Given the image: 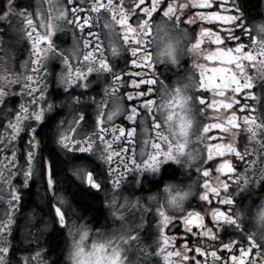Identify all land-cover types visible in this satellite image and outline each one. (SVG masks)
Returning <instances> with one entry per match:
<instances>
[{
	"label": "snow or ice",
	"instance_id": "1",
	"mask_svg": "<svg viewBox=\"0 0 264 264\" xmlns=\"http://www.w3.org/2000/svg\"><path fill=\"white\" fill-rule=\"evenodd\" d=\"M229 3L231 0H192V6H189L176 5L174 0H87V2L86 0H68V7H65L62 3L57 4L56 0H47L46 8L41 5L39 8L29 11L24 6L23 0H6L5 7L0 8V22H3L10 30L22 33L31 42L30 56L34 57L31 63L33 71L37 75L35 79L31 75L24 77L25 83L21 87L19 95L27 97V104L20 103L18 105V108L12 113L13 118L4 126L5 132L8 134H0V144L3 145L0 147V153L11 152L10 157L0 158V181L10 186L12 177L17 174V171L23 177L21 188H10L8 193L9 209L4 214L6 219L0 220V264H11L7 259V254L10 251V241L7 236L10 234L13 223L12 213L18 210L23 199L22 193L27 190L29 182L37 172L44 177L46 189L52 193L48 198L52 222L59 227L60 231H66L67 236L71 237L72 264H85L86 256L91 257L99 254H103L107 264H126L125 251L138 241L139 237L130 234L133 230L131 227L126 233L127 238L125 235L105 238L104 234L97 232L95 235L100 236L101 241H93L90 247L87 246L89 231L86 225L77 223L83 219V216L59 190V180L56 177L61 153L66 169L69 165L75 169L74 173L66 172V175H70L74 181H79L96 190H101L105 186L100 182V177L104 173L95 168L89 170L88 167L78 166L77 162L84 157L92 159L98 153L99 158L108 164V182L112 188H119L122 176L128 171L129 163L135 170L159 171L161 164L175 160L177 155H185L186 159L182 164L184 169H190L194 162L201 165L195 169L197 176L203 181L199 201L204 203L199 204V207H210L213 202L210 196L216 198L215 202L218 205L234 207L228 208L227 211L221 210L220 207H212L210 215L213 227H208L205 224V215L195 209L182 214L175 222L182 223L189 238L196 241H199L200 238H210L218 244L219 250L228 253L226 257L222 258L218 255L217 250L211 251L210 255L214 264H264V235L245 232L244 224L234 212V209L239 205H235L233 196L228 192L233 177L237 189L241 187V184L247 186L254 181L244 173L237 174V168L233 165L232 160L225 158L230 154L238 157L240 161H245L246 156H254L256 151H250L245 145L242 152L232 142H209L213 139H221V137L210 135L211 130L229 133L235 129L246 132L250 142H256L260 148L264 149V122L257 124V116L245 115L242 128L240 118L233 108L234 105H237L240 110L246 111L248 105L240 104L235 95L231 100L225 98V93L231 91L233 94L243 93V99H255L251 91L255 87L253 78L244 71V68L247 64L254 70L253 50L258 43L256 36H249V50L245 51L246 45L240 42L241 38L233 31L235 28L241 34L245 32L242 24L244 15L239 6L233 5L232 8H229L227 6ZM82 4L86 6L81 7ZM193 7H199L202 10L188 16L187 24L216 22L227 24L229 27L217 28L216 31H213L212 27H200L195 42L187 48L186 52L196 57H203L206 61L218 62L222 66L208 69L205 64H196L195 67L200 70L199 79L194 82L189 94L182 93L181 89L177 87L175 94H171L167 100H164L166 85L162 80H159L156 74L155 62L158 59L154 58L152 51H149V45H152L153 39L154 14L169 19L179 27L181 17L177 15V12H183L185 8L191 12ZM214 8L217 10H213ZM102 10L113 22L117 35L119 37L122 35L123 41L132 45L129 49L131 54L129 63L133 68L140 70L127 73L123 70L119 73L113 71L112 65L105 58L99 44H97L96 54L86 52L83 57L84 66L81 67L78 63L74 69L69 56L65 55L63 50H58L53 39L55 33H63L68 26L79 28L81 31L85 26L90 28L94 23L93 17L84 15L85 11L92 12L95 15V21L98 22ZM232 12L236 14H230ZM53 15L58 16L66 26L64 29H57L55 33L48 23L49 17ZM184 15H188V13L184 12ZM69 16L72 17L71 20L68 19ZM130 18L135 20V27L129 22ZM105 27L110 26L106 25ZM221 32H224L223 36ZM93 35L89 30L88 37ZM205 40L216 45L214 50L205 53V50L201 48ZM73 42H77L75 34H73ZM226 42H234L235 46L226 47L224 46ZM89 43L88 39H83L85 48ZM260 43L262 44L260 52L264 54V42ZM110 48L114 56L121 51L118 46L110 45ZM69 51L72 52V56H76V51ZM57 57L62 60L66 69L59 74V83L66 90L65 94L70 95L72 102L78 106L83 107L84 104L79 96H71V92L77 88L87 90L90 87L89 77L93 74L97 79H100L103 73L111 75L112 85L110 88L104 89L103 98L97 103L98 115L92 126V131L87 133L81 131V128L87 124L83 113L76 114L70 121L61 120L58 123L50 122L52 121L51 115H48L47 119L45 118L46 114L51 113L54 107L47 97L49 75L45 61ZM209 72L211 74H208ZM122 77L125 79L122 80ZM16 82L11 81V83ZM122 85H126L131 91H127L124 95L118 94ZM157 85H159L158 92L156 91ZM260 87L264 88V82L260 84ZM193 89H198V91H193ZM209 92L213 97L220 98L209 100ZM8 95V92L0 88V104H5V97ZM157 95L159 103L151 98ZM124 101H127V108L124 107ZM109 102L111 110L107 112L105 121L104 109ZM42 104L47 107L41 106ZM188 105L194 106L199 116L205 115L206 109L214 112H219L221 109L231 110L225 118L217 115L213 117L216 122L204 123L200 127L196 141L204 145L202 151L186 150L189 146L187 130L191 125ZM124 112L127 115L123 118L130 125L128 129L124 126H107L115 117ZM142 113L144 117L152 119V127L156 131L151 137V143L147 140L144 142L145 149L139 153L141 161L137 163L134 158V149L133 158L130 159L127 148L121 147L119 151H116L113 145L125 138L129 141L133 140L136 128L132 125L138 118L143 119ZM156 114L159 115L160 122H157ZM261 119L264 120V117ZM45 126L50 129L49 140L55 145L50 152V158L44 157L41 139L37 135L38 131ZM143 131L146 134L149 129L144 128ZM21 133L27 137L24 150L20 153L25 165L22 170L19 167L15 147ZM109 133L111 139H106V135ZM214 157H220L221 162L216 164ZM4 160L8 161L7 165L4 164ZM117 161V167H112L111 165ZM208 162L212 163L217 173L214 181L210 179L212 168L207 166ZM247 163L249 167H252L256 161L249 160ZM220 174H226V179H221ZM253 175H255V171ZM260 178L264 179V160L261 161ZM222 193L223 198H221ZM112 204L115 206V199L112 200ZM159 216L161 218L160 240L156 241L154 253L142 252L145 264H147L148 256L153 254L162 256L164 264H201V260L196 259L195 256L189 259L190 249L187 243L183 245L182 252L168 250L175 237L165 236L163 231L165 227L174 222V218L166 215L163 207L159 209ZM73 217L76 219L73 220ZM46 226L47 222H45ZM194 228L199 231H194ZM213 228L216 231H213ZM229 229H231V236L239 237V239L229 238L227 242H224L219 238L221 230L224 234H228ZM31 246L39 248L38 238L37 242ZM191 251L201 257L209 255L202 246L194 247ZM43 253L44 249L40 248L34 255L24 257L22 264H48L42 258Z\"/></svg>",
	"mask_w": 264,
	"mask_h": 264
},
{
	"label": "flooded vegetation",
	"instance_id": "2",
	"mask_svg": "<svg viewBox=\"0 0 264 264\" xmlns=\"http://www.w3.org/2000/svg\"><path fill=\"white\" fill-rule=\"evenodd\" d=\"M44 0H23L24 6L28 8V10L32 11L34 8H39L43 5ZM87 2V0H86ZM57 4H63L65 7H68V0H56ZM176 5L185 4L192 6V0H174ZM6 0H0V8L5 7ZM233 5L239 6L240 11L244 15V19L242 24L245 28V32L241 34L238 29H233L235 34L239 36L240 42L246 45L245 51L249 50L250 41L248 39L249 36H256L255 34V21L260 18L264 17V0H259V5L256 8H250L244 0H231L227 6L232 8ZM44 6V5H43ZM85 4H82L81 7H85ZM44 7H47L44 6ZM202 9L199 7H193L191 12H188V9L185 8L183 12H177V15L181 17L180 28H182L188 37L187 48L190 47L191 44L195 42V37L199 33L200 27H212L213 31H216L217 28H227L229 25L223 23H216V22H203L200 24H187L186 21L188 16L194 15L196 12L201 11ZM217 10V9H213ZM184 12H187L188 15H184ZM230 14H236L232 12ZM84 15H89L93 17L94 23L89 28V26H85L84 30L81 31L79 28H74L72 26L66 27L63 21L58 17L53 15L49 17L48 23L52 28V31L55 33L57 29H64L63 33H55L53 36L54 42L58 48V50H63L65 55L69 56V60L73 69L79 63V66H84L83 57L86 52H93L96 54L97 44L102 47L103 53L105 58L108 59L110 65L113 67V71L119 73L123 70L125 73L128 71H138L140 69L133 68L129 61L131 59V54L129 49L131 48V44H126L123 39L122 35L119 37L117 35V31L113 26V22L109 19L107 13L103 12L100 13L99 21H95V15L90 11H85ZM160 16H156L154 14V20L157 21L160 19ZM69 20L72 19L71 16L68 17ZM130 23L133 24L135 27V20L130 18ZM215 24V26H214ZM110 27H105V26ZM94 34L92 37H88V31ZM73 34H75L77 38V42H73ZM221 35H224V32H221ZM83 39H88L90 41L87 48L84 47ZM80 42V45H79ZM111 46H118L121 51L118 52L117 55H113L111 52ZM226 47H234V42H226ZM5 47L6 49H3ZM216 45L209 43L207 40L201 45V48L205 50V53L208 51L214 50ZM69 50L76 51V56H72V52ZM149 51L153 52L154 56V49L152 45H149ZM31 52V42L24 36L22 33L12 31L8 27L5 26L3 22H0V65L5 66L6 69L9 71L10 77H7L10 81L7 84V87L4 89L6 92L9 93L7 97H5V104H0V106H7L3 115L0 114V134L7 135L8 133L5 132V125L8 123L10 119L13 118L12 113L16 110V107L22 103L18 101L16 95H11V93H15L16 90H20L21 87L24 85L25 80L24 77L31 75L35 79L37 73L33 71V65L31 60L34 57L30 56ZM255 56V64L254 70L252 67H249L247 64L245 65L244 71L252 76L253 84L255 87L251 90L255 96V99H243V93L241 94H233L231 91L225 93V98L227 100H231L233 95H235L236 100L240 101V104H247L248 108L246 111H242L239 109L237 105H234L233 110H236L237 116L240 118L241 127L243 128V117L245 115L249 116H257L256 123L259 124L264 122L261 117H264V88L260 87V84L264 82V67H258L261 62H264V54L260 52V48L256 46L253 50ZM155 58V56H154ZM47 66V72L49 75V92L47 93V97L50 103L54 104L53 110L51 113L46 114V119L48 115L56 116L54 122H59L61 120L70 121L73 117L78 113H83L85 115V119L87 124L81 128V131H91L93 130L94 121L98 115V108L97 103L100 102L104 95V89L110 88L112 85L111 75L109 73H103L100 79L96 78V75L93 74L89 77L90 87L85 89L77 88L74 92H71V96H79L81 101L83 102L84 106H78L74 104L71 100L70 95L65 94L66 90L64 87L59 83L58 77L61 71L66 70L65 66L63 65L62 60L57 57L55 59H49L45 61ZM196 64H205L208 69L212 67L222 66L218 62L214 61H206L203 57H196L191 53L185 52V55L182 56L178 64L171 65L162 63L160 61L155 62L156 74L159 77V80H162L166 84H173L174 82H183V86L185 89L184 94H189V90L193 86L195 81L199 79V68L195 67ZM208 74H211L210 72ZM125 77H122V80ZM11 81H17L16 83H11ZM187 85V87H185ZM159 85H157L156 91L158 92ZM127 91H131L128 89L126 85H122L119 89L118 94L124 95ZM193 91H198V89H193ZM27 100V97L24 96ZM152 99L156 100L159 103V97L153 96ZM209 100L212 98L219 99L220 97H213L211 92L208 93ZM26 104V103H25ZM43 107H47L46 105H41ZM124 107L127 108L128 104L127 101H124ZM111 108V103L109 102L104 109L105 113V121L108 109ZM188 115L191 120V125L187 130V137H188V149L186 150H196L202 151L204 150V145L199 144L196 139L198 138L199 129L204 123H213L216 122L213 117L219 115L221 118H225L227 114H230L231 110H224L221 109L219 112H214L213 110L206 109L205 115L199 116L198 113L195 111L194 106L188 105ZM127 113L124 112L120 116L114 118L111 124H107L108 127L112 125L116 126H124L126 129L129 128V124L125 122L124 116ZM143 119L138 118L137 121L132 125L136 128V132L134 135L133 140L129 141L126 138L117 141L113 147L116 151H119L121 147L127 148L129 158H133V149L135 150V156L137 163H140L141 158L139 153L145 149V141H149L151 143V137L154 136L156 129L152 127V119L149 117H144L142 113ZM157 122H160L159 115L156 114ZM82 124L84 122H81ZM144 128H148L149 131L145 134ZM41 129L38 131V138L41 139L40 136ZM119 135V133H117ZM210 135L213 137H221V139H213L209 141L210 143H234L237 148H239L243 152V148L245 145L248 146L249 150H255L256 155L254 156H246L245 161H240L238 157H234L232 155H228L225 158L232 160L233 165L237 168V174L244 173L247 176L251 177L254 181L250 183V185H243L239 189L236 188L235 178L233 177L232 182H230L229 186V194L233 196L235 201V205H239L238 208L234 209V212L240 219V221L244 224V230L247 233H255L251 229V224L248 219L247 213L250 211L248 206L254 205L256 202L264 198V179L260 178V168H261V161L264 160V149L260 148V145L256 142H250L248 140L247 134L244 131H237L232 129L231 132L225 133L221 130H211ZM106 139H111V134L106 135ZM27 137L24 136V133L20 134V137L17 138L16 142V150H17V159L19 161L20 170L23 169L24 160L21 157L20 153L24 150L25 141ZM55 147L54 144H52ZM3 145L0 144V147ZM41 147H42V139H41ZM45 152H43V155ZM11 152L6 151L0 153V158L3 157H10ZM62 158L63 154L61 153ZM45 158H49L48 155H44ZM85 158V157H84ZM82 158L81 161H78V165H83L88 167L89 170L95 168L97 171H102L104 175L100 177V182L105 186L101 190H96L89 188L86 184H82L79 181H74L77 185L82 186L89 191H93L98 193L101 196L103 208L105 211V217L102 223L99 226L92 225L89 220L83 217L82 220L78 221L79 224H84L89 227L90 237H92L97 232L104 234L105 238L109 236H105L108 233L112 236H120L125 235L127 238L126 233H128L129 227L133 230L131 231V235L138 236L139 240L134 242L132 246L126 250L125 259L126 264H145V259L142 254L143 251L152 252L154 253L156 249V241L160 240V229L154 228V225L157 224L158 227L160 225V216H159V209L163 207V210L166 215L171 216L174 218V222L170 223L167 227L164 228L163 235L168 237H175L174 240L171 241V247H169V251H183V245L185 243L188 244L190 251L188 252L189 259H192L194 256L196 259L201 260V264H214V260L210 255V252L213 250H217L218 255L220 257H226L228 253L219 250V246L215 241H212L210 238H200L199 241H196L192 238L188 237L182 223H177L175 220H178L179 217L186 213L187 211H191L195 209L196 211H201L202 214L205 215V224L208 227H213V222L211 220V208L212 207H220L221 210L227 211L228 208H233L234 206H223L218 205L215 200L216 198L211 197L210 199L213 201L210 207L201 208L199 204H203L204 202L199 201V193L201 191L202 186V179L197 176L195 171L196 167H201V165L197 163H193L190 169L185 170L183 166H178L175 162L168 161L162 164L160 170L153 171L145 169L143 171L133 169L131 163L127 165L128 171L125 175L122 176L121 183L119 188H112L110 183L108 182L107 176V168L108 164L99 158V154L97 153L92 159H85ZM146 158V157H145ZM216 164L221 162L220 157H214ZM115 160V158H114ZM254 160L256 164L252 167L248 166L247 161ZM4 164L7 165L8 161L4 160ZM118 161L113 163L112 167H117ZM208 167L212 168L210 172V179L214 181L215 176L217 175L215 168L212 166L211 162H208ZM69 168L73 170V166L69 165ZM166 168L175 169V177L174 178H164L163 172ZM123 171V170H121ZM255 171V175L253 172ZM19 171H17L18 173ZM221 179H226V174H220ZM180 178L181 182H192L194 184V194L190 197V199L185 203L182 209H169L161 202L154 200L152 198L153 191L159 189L166 180L169 179H176ZM22 178H14L12 179V184L6 185L3 181H0V201L1 199L9 200V190L11 187H15L17 189L21 188V181ZM44 177L37 172L36 175L32 178L29 182L28 188L34 186L36 189V194H44L41 190L38 191L42 187V182H44ZM154 182H159L158 185L153 186ZM25 190L22 193L23 199L20 202L18 207V212L16 211L13 216V223L11 226L10 234L7 236V239L10 241V251L7 254V259L11 262V259H23L26 254L23 251L26 248H21L20 244L23 243V238H29L32 240L33 245L35 242H39V248H33V252L39 251L40 248L46 251L45 261L48 264H52V259L50 258L49 251L46 244V236L43 235L48 234L55 230L57 225L52 222V226L48 228H43L42 231L39 233L42 237L34 236L29 232L30 229L35 227L36 221L35 218L43 215L45 216V210L42 208L43 202L36 201L37 208H34L32 204L29 207H24V199H25ZM56 190V189H54ZM60 192L65 196L69 197L68 199L71 201V198L66 195L65 189L59 185ZM46 196L48 198L51 196V192L46 190ZM221 198H223V193L221 194ZM115 199L116 204L113 206L112 200ZM49 203V201H47ZM55 203V201H52ZM72 202V201H71ZM123 205V207H121ZM243 209V213L241 212ZM78 211V209H77ZM4 211H2L1 203H0V220H4L5 215ZM49 217L51 215L49 214ZM52 218V217H51ZM76 218L73 217V220ZM30 220V221H29ZM28 226V228H27ZM59 230V227H57ZM194 231H199L198 229L194 228ZM213 231H216L213 228ZM121 232L122 234H120ZM157 232V233H156ZM28 233H30L28 236ZM64 237V251H63V259L62 262L64 264H68L67 254L70 250L69 243L65 240L66 231H63ZM65 233V234H64ZM25 235V236H24ZM224 242H227L229 238L239 239V237L231 236V229H229L228 234H224L223 230H221V234L219 237ZM147 241H149V246H146ZM19 242V243H18ZM204 247L205 252L209 253L206 257H201L199 254L194 253L191 251L194 247ZM44 254V253H43ZM238 254V253H237ZM175 259V258H173ZM147 264H164L162 256L159 255H149L147 258Z\"/></svg>",
	"mask_w": 264,
	"mask_h": 264
},
{
	"label": "clouds",
	"instance_id": "3",
	"mask_svg": "<svg viewBox=\"0 0 264 264\" xmlns=\"http://www.w3.org/2000/svg\"><path fill=\"white\" fill-rule=\"evenodd\" d=\"M255 34L257 38V47H261L260 42H264V17L258 18L255 22ZM188 37L185 31L176 26L167 18H160L153 23V39L152 47L154 56L162 63L174 65L180 61L187 50ZM258 67H264L261 62ZM164 87L163 99L167 100L171 94H175V89L179 87L184 93L183 82H174ZM185 155H177L175 162L178 166H182L185 161ZM162 166V164H161ZM186 170V169H185ZM158 172V171H157ZM194 194V184L192 182H181L178 177L169 179L157 190L153 191L152 198L161 202L169 209H181L185 203ZM248 219L251 229L258 235H264V198L259 199L256 204L249 205ZM243 213V209H241Z\"/></svg>",
	"mask_w": 264,
	"mask_h": 264
},
{
	"label": "trees",
	"instance_id": "4",
	"mask_svg": "<svg viewBox=\"0 0 264 264\" xmlns=\"http://www.w3.org/2000/svg\"><path fill=\"white\" fill-rule=\"evenodd\" d=\"M245 3L250 7V8H256L259 5V0H244ZM52 121L54 122L56 116H51ZM49 133L50 129L45 126L44 128L41 129L40 136L42 139V148L44 149L45 154L48 155L50 158V152L53 148V145L51 141L49 140ZM87 159L85 157L83 160ZM64 158L60 156V163L57 165V177L59 180V185L62 186L63 189L66 191V195H68L71 198V201L75 207H77L78 211L82 214L84 218L90 221L92 225L99 226L102 221L104 220L105 217V211L103 208L102 204V199L101 196L93 191H89L88 189L77 185L73 177L70 175H66V172H73L69 166L66 169V166L63 162ZM163 177L164 178H174L175 177V169L172 168H166L163 172ZM159 182H154L153 186L158 185ZM44 192V194H36V189L34 186L29 187V189L26 191L25 194V199H24V207H29L32 204L34 205V208H37L36 206V201H40L41 203L43 202L42 208L47 212L45 216L43 215L35 218L36 224L35 227L30 229L29 232L33 234L34 236H39L42 237L41 234H39L44 228L45 222L51 223L52 224V218L49 217L50 214V208H49V203L48 196H46L47 189L45 186V181L42 182V187L38 191ZM67 199L69 197H66ZM74 198V199H73ZM30 221V220H29ZM43 235L46 236V244L47 248L49 251L50 258L52 259V264H64L62 262L63 259V251H64V237L62 231L60 229H55L52 232L45 234L43 232ZM93 238L95 240L101 238L97 235H93Z\"/></svg>",
	"mask_w": 264,
	"mask_h": 264
},
{
	"label": "rangeland",
	"instance_id": "5",
	"mask_svg": "<svg viewBox=\"0 0 264 264\" xmlns=\"http://www.w3.org/2000/svg\"><path fill=\"white\" fill-rule=\"evenodd\" d=\"M43 5L44 6H46L47 5V0H44L43 1ZM44 8H46V7H44ZM31 11V10H30ZM38 19V18H37ZM3 49H6L5 47H3ZM7 77H10V74H9V71L6 69V67L5 66H2V65H0V88H3V89H5L6 87H7V84L6 83H9V79L7 78ZM19 93H20V90H16V92L13 94V93H11V95H16V99L18 100V101H21L22 103H26L27 104V100L25 99V97L24 96H21V95H19ZM6 107L7 106H0V114L1 115H3V113H4V111H5V109H6ZM18 108V106L16 107V109ZM111 110V108H109L108 109V111H110ZM92 131V130H91ZM87 132H89V131H86L85 133H87ZM189 148H190V146H189ZM190 150V149H189ZM74 168H73V173H74ZM36 175V173H34V175H33V177ZM14 178H16V179H18V178H22V176L19 174V172L15 175V176H13ZM13 177H12V179H13ZM0 203H1V207H2V211H4V213L5 212H7L8 211V209H9V205H8V201L5 199H1V201H0ZM17 212H18V210H16ZM15 211V212H16ZM15 212H13L12 213V216H14V214H15ZM46 213V212H45ZM50 226H52V224L51 223H47V226L45 227V225H44V228H48V227H50ZM87 227V230L89 231V227L88 226H86ZM27 228H28V226H27ZM154 228L155 229H157V232H158V228L160 229V225H159V227H158V225L157 224H155L154 225ZM55 229H57V227L55 228ZM32 231V230H31ZM156 232V233H157ZM89 233H90V231H89ZM120 234H122L121 232H119ZM30 233H28V236H30L29 235ZM65 234V233H64ZM25 236V235H24ZM91 236V235H90ZM89 236V239H88V241H87V246L88 247H90V245H91V243L93 242V241H96V242H100L101 241V239L102 238H99V239H97V240H95L94 238H93V236L92 237H90ZM105 236H109L108 238H110V237H113L111 234H107V235H105ZM100 237V236H99ZM77 239H78V237H77ZM65 240H66V242L67 243H69V247H70V250L68 251V254H67V260H68V264H72V260H71V257H70V254H71V251H72V249H71V237H69V236H67V235H65ZM19 243V242H18ZM33 243V241L32 240H29V238H23V243L22 244H20V246H21V248H26V249H24L23 251H20V252H24L25 254H26V256H30V255H34V253L35 252H33L34 250H33V248L31 247V244ZM146 246H149V241H147V243H146ZM89 251H90V249H88ZM125 255H126V251H125ZM25 256V257H26ZM43 256H46V251L44 252V254L42 255V258H43V260H45V258L43 257ZM130 258H127V259H125V260H129ZM22 262H23V259H11V264H22ZM85 264H107V260L104 258V256H103V254H99V255H94V256H91V257H85Z\"/></svg>",
	"mask_w": 264,
	"mask_h": 264
}]
</instances>
